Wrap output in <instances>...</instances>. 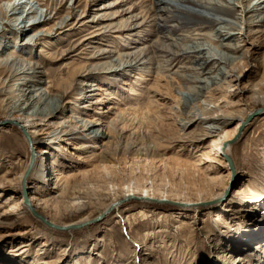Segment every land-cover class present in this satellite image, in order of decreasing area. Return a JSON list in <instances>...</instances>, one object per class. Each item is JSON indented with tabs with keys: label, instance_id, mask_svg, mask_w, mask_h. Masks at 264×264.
<instances>
[{
	"label": "rangeland",
	"instance_id": "374dc122",
	"mask_svg": "<svg viewBox=\"0 0 264 264\" xmlns=\"http://www.w3.org/2000/svg\"><path fill=\"white\" fill-rule=\"evenodd\" d=\"M17 1L0 0L5 15L0 16V58L15 55L16 44L25 42L19 30L27 25L26 15L33 12L29 7L23 9V14L22 9L12 10L9 4ZM130 1L136 11L123 14V5ZM254 1L248 0L244 6ZM148 3L149 0L33 1L38 16L42 12L54 18L41 24H36L37 19L34 25L31 22L30 33L41 26L52 30L47 36L41 32V39L31 46H22L31 51L26 63L36 61L39 73L34 78H20L14 83L7 80L0 85V264H227L230 257L238 258L236 264H264V233L258 229L264 228V112L251 118L233 145L234 172L219 154L211 152V159L202 156L208 151L209 139L200 141L204 133L199 126L182 141L174 139L173 127L166 120L171 111L167 105L164 107L172 96L166 86L170 78L157 80L153 71L133 64L125 68L123 63L124 71L115 70L117 56L124 49H145L149 40L157 36L147 26L135 33V18L127 22ZM12 13L15 18L10 17ZM260 14L264 15L256 11L248 16V23L253 25ZM94 15L97 19H93ZM17 18L22 21L20 26V21L14 22ZM164 24L174 28L171 20ZM226 33L229 32H223ZM244 40L232 42L240 50L248 49L241 82L226 92L217 85L204 90L205 96H214L216 104L230 103L225 112L238 118L261 108V103L248 93L249 87L256 84L264 91V38L254 43ZM204 48L208 50V44L204 43ZM240 54L241 51L236 56ZM214 76L215 73L204 74L201 80L209 82ZM6 77L0 70V82ZM89 81L106 89L108 95L95 91L97 95L88 96L85 84ZM156 81L162 86H157ZM33 87L47 90L63 103L61 119L70 114L79 119L104 116L109 104L115 113L131 120L126 123L127 130L140 127L135 124L139 121L141 128L149 132V136L132 139L128 146L115 140V145L100 154L91 147L85 155L73 149L74 144L86 141L77 135L67 140L62 135L55 136L52 142L39 145L40 151L47 152L38 158L48 175L28 178V196L34 197L40 214L56 223L94 218L120 200L126 187L137 192L118 210L71 233L50 230L21 206L19 178L30 165L31 151L35 157L36 152L28 147L31 142L25 141L15 125L6 122V117L15 98H23L24 91L18 89ZM172 88L170 93L174 95L185 92V87L176 83ZM154 92L157 102H150ZM96 97L99 101L95 103ZM133 114L136 117H130ZM158 116L161 121L154 120ZM236 123L232 121L226 130L234 129ZM93 142L98 143L94 140L90 144ZM53 169L66 180L51 181L49 172ZM245 186L259 193V198L250 200L252 194L242 192ZM225 187L228 195L216 208L187 210L177 204L178 200H208ZM142 197L146 200L135 199ZM246 228L253 234L248 236ZM227 238L238 241V246L225 247ZM247 239L252 248L244 246Z\"/></svg>",
	"mask_w": 264,
	"mask_h": 264
},
{
	"label": "bare ground",
	"instance_id": "6f19581e",
	"mask_svg": "<svg viewBox=\"0 0 264 264\" xmlns=\"http://www.w3.org/2000/svg\"><path fill=\"white\" fill-rule=\"evenodd\" d=\"M33 1L34 0H19L9 4L12 10H23L29 7L28 10L33 12L29 17L26 15L27 25L21 26V30H19L22 31L25 37L23 39L25 41L23 44H29L28 46H31L41 39V32H46L45 36H47L50 35L52 30L51 28L41 26L39 27V31L30 33L31 28L35 24L33 22L37 19L38 21L36 24H41L54 18V16L49 17L42 12H40L38 16V13L34 9ZM247 1L248 0H149L147 8L141 9L137 14L128 17L127 22H130V18H135L134 22H132L135 28L134 31H136L135 33H141L144 29L149 27V29H153L157 36L154 40H149L150 43L145 49L139 46L124 49V51L117 56L116 62L118 65H116L117 67L115 69L119 72L124 71L125 68L131 67L133 64V67L146 68L148 72L153 71L157 80L160 79V77L170 78L169 81L166 82V86L169 95L171 94L172 96L170 100H167V103H164V107L167 105L169 107L168 109L171 111V113L169 112L170 117L166 120L173 127L174 139L182 141L189 135L194 127L199 126L204 133L199 137L201 138L200 141L203 142L209 139L207 146L208 151L206 154H202V156L206 159H211V152H213V155L219 154L230 166V162L226 157L229 156L232 161V166L230 167L233 172L235 163L231 152L232 147L241 137L244 127L251 120L244 123L246 118L254 111L257 112L253 116L264 112V91L256 84H252V86L249 87L248 93H250L252 99L261 103V108L249 111L244 118H238V116L225 112V109L228 108V104L230 103H224L222 106L218 105L215 103L213 95L209 97L204 95V90H211L210 88H214V86L217 85L226 92V90L240 83L244 77L243 69L247 67L248 49L246 50V48H244L240 50L238 46L232 45V42L245 39L254 43V41L264 38V15L260 14V19L258 18L254 21L253 25H250L247 21V17L256 11L264 13V0H255L253 5L249 3L244 6V2L246 3ZM131 3L132 1L123 5V14L131 15L136 11L132 8ZM38 6H40V4H38ZM24 12L23 10L22 14ZM0 16H5L2 7H0ZM14 16L15 13L10 15V17ZM19 18L14 20L15 23L20 21L18 26L22 24ZM93 19H97V15H94ZM147 20H149L148 24L145 23ZM166 20H171V22L174 23V28L166 26L164 24ZM59 21H61V19ZM31 22L33 24L32 26H30ZM176 28L179 29V32L183 33H176ZM223 32L229 33L224 35ZM204 43L208 44V50L204 48ZM23 44H16L15 47L17 51L15 55L10 54L0 58V70L7 74L5 80L0 82L1 86H3L7 80H9L8 82L10 83H14L20 78L24 80L28 77L34 78L36 74L39 73L36 72V69H38L36 61L31 59L26 63L29 57L27 54H30L31 51L23 49L22 46H27ZM239 51H241V54L236 56ZM224 53L226 54L224 55ZM123 63L125 64V68H122ZM261 63L264 66L263 57ZM211 64L213 66L209 67ZM214 73L215 76L213 78L211 77L209 82L201 80L202 75ZM29 80L30 79H28V81ZM173 83H176L180 87H185V92L176 95L170 93L174 88H172ZM158 84L157 82V86H162ZM85 86L88 88L87 92H90L88 96L97 95L95 91L100 95H108L106 89L99 86L94 81H89ZM157 86H154L155 89L158 88ZM10 90L9 88V94ZM18 90L24 91L22 94L23 98L21 100H16L15 98L13 106L9 107L6 122H16L18 125L14 127L24 137L25 141L31 142V146L28 147L34 148L36 152L35 157L34 152L31 151V161L34 164L32 163L33 167L31 166L28 177L25 179L26 185L31 175L44 176L48 173L46 168H44L43 162H40V158H38L44 152H47L44 150L40 151L39 145H46L49 141L52 142L55 136L58 138L62 135L66 140L73 135L84 138L86 141L76 143L73 146V149L82 151L80 152L81 155L87 154V149L90 147L96 149L100 154L111 146V144L115 145L116 143L113 142L115 140L123 141L124 144L128 146L132 139H136L139 136H149V132L143 130V128H141V123L139 121L137 122L134 118H132V120H135V124H139L140 127H132L133 129L127 130L126 123H128V121L131 122V120L125 118L123 114L118 113V111L115 113L109 104L106 110L103 111L105 113L104 116L92 115L88 119H79L75 116L76 114H70L67 118L61 119L60 116L63 112V103L56 99V96L50 95L47 90L41 89V87ZM156 96V92H154L151 95V99H149L150 102H157ZM12 98L14 99V97ZM49 100H51L50 103ZM98 101L97 98L95 103ZM158 112L157 110V113H155L159 115L160 113ZM159 116L154 117V120L161 121ZM253 116L252 118H254ZM130 117L136 116L133 114ZM235 120L237 121L235 128L230 131L226 130V127ZM20 126L26 131L28 137L24 136ZM94 140H97L98 143L93 142L94 144H90ZM37 149H39V151ZM140 151V149L137 150L139 153ZM100 158L103 157L100 156ZM29 166L20 175L21 187ZM193 168H195L194 165ZM49 175L51 181L54 183L60 179L62 182L66 180L54 169L49 172ZM228 192L229 191H227L225 187L218 193L213 194L208 200H203L202 202L178 200L177 204H180V207H185L184 209L187 210L207 209L208 207L216 208L224 201ZM242 192H244V194H252L249 198L250 200H254L260 196L259 193L254 191L250 186H245ZM135 193L137 192L126 187L122 198L128 197L125 201L128 202L132 199L131 197L134 198ZM28 199L35 211L40 214L38 207L34 203V197L30 195ZM138 199L141 201L146 200L144 197L137 198V200ZM21 201L23 209L30 212L29 208L24 204L23 196ZM113 203L115 202L111 204ZM111 204L106 206L99 215L107 210ZM122 204H124V202L115 206L111 211L107 212L105 216L109 215L113 210H118V207ZM42 216L49 222L60 226H72L78 223L89 222L93 219L83 218L70 224H59L54 222L47 215ZM105 216H103L102 219ZM92 223L93 222H89L81 228ZM41 224L44 225L43 223ZM49 229L59 233H71L77 230L66 229L58 231L52 228ZM258 229H261V232L264 233L263 226L262 228L258 227ZM245 230L249 232L247 234L248 236L253 234L252 229L246 228ZM246 242L244 246L253 247V244L250 246L249 239H247ZM229 245L238 246V241L227 238L224 241V246L226 247ZM236 262H238L237 257H230L227 264H236Z\"/></svg>",
	"mask_w": 264,
	"mask_h": 264
},
{
	"label": "water",
	"instance_id": "95a60500",
	"mask_svg": "<svg viewBox=\"0 0 264 264\" xmlns=\"http://www.w3.org/2000/svg\"><path fill=\"white\" fill-rule=\"evenodd\" d=\"M257 111H254L252 112L247 118H246V121L244 123H247L254 114H256ZM1 124V123H0ZM14 125H18L16 122H13ZM24 136L28 137L27 136V133L26 131L20 126ZM235 140V139H234ZM233 140V141H234ZM228 158V161L230 162V166H232V161L230 159L229 156H226ZM32 161L30 163V166L23 178V182H22V196L24 197V204L29 208L32 216L36 219H38L41 223H43L44 225H46L47 227L49 228H52L54 230H58V231H63V230H66V229H77V228H81L82 226L86 225L87 223L89 222H94V221H97V220H100L103 216H105V214L109 211H111L115 206H118L120 205L122 202H125L128 197L126 198H122L121 200L111 204L107 210H105L104 212H102L100 215L96 216L95 218H93L92 220H90L89 222H84V223H78V224H74L72 226H60V225H57V224H53L51 222H49L45 217H43L42 215H40L38 212L35 211V209L32 207L31 203L29 202V199H28V190H27V187H26V183H25V179L28 177V174L30 172V169H31V166H32ZM133 198V197H131ZM137 199V198H135ZM152 201H156V202H165V201H159V200H153ZM165 203H168V202H165ZM170 204H172L170 201H169Z\"/></svg>",
	"mask_w": 264,
	"mask_h": 264
}]
</instances>
